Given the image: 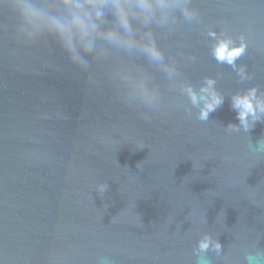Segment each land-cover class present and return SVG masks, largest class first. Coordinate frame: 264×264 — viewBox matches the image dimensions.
Segmentation results:
<instances>
[{"label":"water","instance_id":"95a60500","mask_svg":"<svg viewBox=\"0 0 264 264\" xmlns=\"http://www.w3.org/2000/svg\"><path fill=\"white\" fill-rule=\"evenodd\" d=\"M195 2L207 25L248 36L237 64L264 89V2ZM14 24L0 10L2 264H196L204 233L227 257L209 253L212 264H242L246 248L264 249V156L248 149L264 124L225 130L239 123L229 94L246 85L216 63L195 27L159 42L197 87L222 74L224 103L207 122L186 114L185 99L142 57L124 59L151 73L165 97L159 112L128 106L102 64L84 72L53 43H18Z\"/></svg>","mask_w":264,"mask_h":264},{"label":"clouds","instance_id":"9594fccd","mask_svg":"<svg viewBox=\"0 0 264 264\" xmlns=\"http://www.w3.org/2000/svg\"><path fill=\"white\" fill-rule=\"evenodd\" d=\"M0 10H8L14 18L18 43H53L74 67L84 72L90 70L93 61L102 64L108 77L117 82L128 106L159 112L165 97L151 73L124 59L142 57L163 75L171 94L185 99L184 112L192 115L195 109L196 119L207 122L224 103L225 95L217 88L222 74L204 76L197 87L159 42V37H167L183 26L195 27L207 41L216 63L230 66L238 83L246 85L229 94L239 123H229L225 130L247 134L258 122L264 124V89L249 85L254 74L247 71V65L237 64L249 53L251 41L244 32L233 35L222 24L207 25L195 0H0ZM188 60L197 62L194 56ZM248 149L264 156V137L254 145L249 142ZM107 189L105 183L96 186L100 194ZM193 253L196 264H212L209 253L227 261L219 238L209 233L200 235ZM104 259L105 264H111L107 257ZM242 264H264V249L254 245L246 248Z\"/></svg>","mask_w":264,"mask_h":264}]
</instances>
